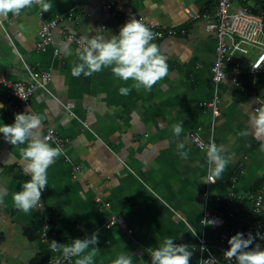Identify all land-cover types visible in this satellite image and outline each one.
I'll return each mask as SVG.
<instances>
[{"label":"crops","instance_id":"crops-1","mask_svg":"<svg viewBox=\"0 0 264 264\" xmlns=\"http://www.w3.org/2000/svg\"><path fill=\"white\" fill-rule=\"evenodd\" d=\"M99 1L51 0L49 12L41 13L34 5L20 15L0 17V74L26 82L28 69L51 72L50 93L36 90L29 105L32 113L43 117L39 135L43 138L47 127L57 130L64 149L48 169L43 207L24 214L12 201V193L30 179L19 154L24 145L13 146L0 134V189L7 193L0 204V255L16 242L23 255L21 264L45 253L39 239L30 241L23 231L40 225L36 215L46 207L57 215L52 225L58 243L99 233L94 264H112L120 251L134 254V264H150L149 248L158 247L165 237L196 246V235L204 234L208 243H216L218 231L200 224L205 192L207 206L221 215L227 213L230 192L242 195L243 212L232 223L240 227L252 221L254 198L262 193L264 223V140L255 139L250 128L249 135H241L248 128L255 100L236 89L229 70L218 88L219 115L214 117L200 106L213 92L214 39L206 25L213 20L214 0H116L122 11L137 13L159 28L181 31L153 41L169 65L168 76L151 92L133 88L127 96L119 94V88L131 87L132 81L119 80L109 69L88 77L71 75L73 64L80 62V48L63 42L62 30L81 38L99 29L104 35L117 34L124 24L116 13L103 11ZM188 11L197 12L199 18L189 20ZM54 14L62 17L54 31L57 55L52 48L36 49L40 15L49 19ZM238 77L245 86L251 85L252 78L245 73ZM260 82L264 87V77ZM2 92L0 88L4 104ZM179 122L184 131L175 137L172 127ZM0 123H13L4 108ZM193 133L205 140L212 134L229 161L212 183L207 179L206 151L190 142ZM181 143L188 152L186 160L178 154ZM75 167L77 171L72 170ZM96 197L109 206L96 203ZM111 217L122 218L124 227L106 228ZM197 257L196 250L190 261Z\"/></svg>","mask_w":264,"mask_h":264},{"label":"clouds","instance_id":"clouds-1","mask_svg":"<svg viewBox=\"0 0 264 264\" xmlns=\"http://www.w3.org/2000/svg\"><path fill=\"white\" fill-rule=\"evenodd\" d=\"M34 5L39 6L41 13L49 12L53 8L51 0H0V17H7L9 13L20 15L23 10ZM99 30L95 35L81 36L80 62L74 63L71 68L73 77H88L109 69L119 80L132 81L131 87L119 88V94L127 96L133 88L151 92L154 85L168 76L169 65L158 45L153 42L159 34L153 32L139 18L129 15L117 34L104 35ZM4 107L0 103V109ZM42 121L41 114L26 111L15 114L11 124L0 123V134L5 141L13 146L24 145L19 154L24 162V171L30 179L23 183L21 190L12 193L15 208L24 214H31L43 207L41 197L48 186V169L64 154L61 146L53 147L39 135L38 129ZM249 128L255 139L264 140V107L255 108L249 114L248 128L241 135H249ZM183 131L184 127L180 122L172 127L175 137H179ZM204 147L208 171L212 177L219 179L229 161L215 143ZM183 149L184 145L179 144L178 154L181 159L186 160L188 152ZM6 194L5 190L0 189V204L4 202ZM206 221L207 224L215 226L214 221ZM98 237L99 233L94 232L90 237L76 238L66 244L50 240V251L60 254L53 264H63L73 258L74 264H94V258L99 253V248L96 247ZM257 239H264V236L260 233L254 236L251 232H237L227 241L229 247L223 253L224 259L235 260L237 264H264V248L255 243ZM199 250L207 251L204 246ZM195 251V245L177 244L172 237H165L158 247L149 248L150 264H190ZM133 257L132 253L120 251L112 264H134ZM216 261L215 257H211L201 259L198 264H216ZM144 264L148 262L145 261Z\"/></svg>","mask_w":264,"mask_h":264},{"label":"built area","instance_id":"built-area-1","mask_svg":"<svg viewBox=\"0 0 264 264\" xmlns=\"http://www.w3.org/2000/svg\"><path fill=\"white\" fill-rule=\"evenodd\" d=\"M233 0H214L213 20L206 25V30L213 35L214 54L211 65L210 81L213 88L212 96L207 101L200 102V106L210 111L215 117L219 115L220 97L219 85L228 78V71L231 70V82L241 94H247L255 100L253 110L258 107H264V87L260 84V77L264 73V9L258 13L252 12V7L244 4L247 0H239L243 2L242 7L235 11H230V4ZM264 3V0H262ZM99 5L105 12H114L119 19L125 23L129 15L136 16L142 20L153 32L158 33L156 39H162L165 36L175 35L181 32L172 27L159 28L155 23L144 20L139 14L133 12L122 11V7L116 0H100ZM189 20H197L199 14L197 12H186ZM61 15L54 14L51 18H45L40 15L41 26L38 31V39L36 49L40 52L46 51L47 48L53 49V54L59 53L54 40V31L59 26ZM183 31V30H182ZM61 40L67 44H71L80 48V37L72 32L62 30L60 33ZM245 73L252 78V83L245 86L239 79L241 73ZM28 81L14 82L8 80L0 74V88L3 90L4 109L11 122H14V116L17 113L31 112L30 98L32 94L40 89L49 92L48 82L51 80V72L47 70H27ZM50 93V92H49ZM71 104H65V108H70ZM43 138L49 143L62 146V138L59 132L52 128H45ZM190 142L198 150H204L205 145L214 143L213 136L208 139L201 138L198 134L193 133L189 137ZM77 171L78 168L72 169ZM208 182L212 183L214 177L211 174L207 177ZM234 181V179H233ZM244 197L242 195L230 192L228 201L226 202L228 210L225 215H221L216 210L207 206L208 194L204 193V209L200 224L218 231L216 243L207 242L204 234L196 235V250L198 257L190 264H198L201 259H210L215 257L216 264H237L235 260L227 261L223 257L224 251L229 247L227 241L234 235L230 225L234 222L237 214L243 212ZM262 193L258 194L253 201V213L256 215V226L259 232L264 236V223L262 220ZM95 202L108 207L109 203L102 202L99 197L95 198ZM214 221L215 226L207 224V221ZM105 227L113 226L124 227L125 223L122 218L111 217L105 222ZM57 232L47 216L40 220L39 241L43 244L44 251L48 255L46 264H53L59 253H52L49 249L50 240L56 241ZM58 242V241H57ZM255 243L264 248V239H257ZM204 246L207 251L201 252L199 249ZM72 261H64L63 264H72Z\"/></svg>","mask_w":264,"mask_h":264},{"label":"trees","instance_id":"trees-1","mask_svg":"<svg viewBox=\"0 0 264 264\" xmlns=\"http://www.w3.org/2000/svg\"><path fill=\"white\" fill-rule=\"evenodd\" d=\"M247 1H245L244 4H248ZM251 1H253L254 4H260V3H257L258 0H251ZM262 9H264V4H263ZM251 10L254 13H258V11H255L256 10L255 6L252 7ZM250 214L252 215V221L251 222H245V223H243V226H241V227H240V225H234V226H233V224L230 225V227L234 231V235L237 232L245 233V234L251 232L255 236L259 232V228L256 226V215L253 214L252 211ZM239 215L240 214H237V216L235 217L236 220L238 219ZM45 216H47L49 218L50 223H52L53 225L55 224L57 215L51 209H49L47 207L44 209V212H42L41 214H37L36 218L41 220ZM39 230H40V225L39 226H31V227L27 228L26 230H24L23 232H24V235L30 241H33V240L39 239ZM56 241H59L58 235L56 237ZM47 261H48L47 253H38L29 261L28 264H46Z\"/></svg>","mask_w":264,"mask_h":264},{"label":"rangeland","instance_id":"rangeland-1","mask_svg":"<svg viewBox=\"0 0 264 264\" xmlns=\"http://www.w3.org/2000/svg\"><path fill=\"white\" fill-rule=\"evenodd\" d=\"M257 3L260 4H254L253 1L248 0V5L249 6H254L257 9V11L259 12L262 8H263V2L258 0ZM243 2L239 1V0H233L230 4V11H235L237 9H239L240 7H242ZM256 11V10H255ZM261 77H264V74L261 75ZM260 77V79H261ZM246 217V216H244ZM1 231V230H0ZM11 230L9 229V232ZM6 232L4 231V236L6 238ZM1 237V236H0ZM10 238V236H8ZM6 238V240L8 239V244H10L12 242V240H10L9 238ZM12 249L9 251L6 250V248H4V250L1 252L0 255V264H21L24 260H23V255L21 256V248L18 242L15 243V245L13 243H11ZM15 248V249H14ZM23 249V248H22Z\"/></svg>","mask_w":264,"mask_h":264},{"label":"bare ground","instance_id":"bare-ground-1","mask_svg":"<svg viewBox=\"0 0 264 264\" xmlns=\"http://www.w3.org/2000/svg\"><path fill=\"white\" fill-rule=\"evenodd\" d=\"M261 1V0H260ZM256 11H257V9H256Z\"/></svg>","mask_w":264,"mask_h":264}]
</instances>
